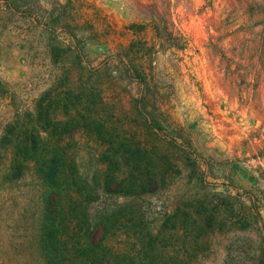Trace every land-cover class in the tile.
Masks as SVG:
<instances>
[{
	"label": "rangeland",
	"instance_id": "374dc122",
	"mask_svg": "<svg viewBox=\"0 0 264 264\" xmlns=\"http://www.w3.org/2000/svg\"><path fill=\"white\" fill-rule=\"evenodd\" d=\"M240 3L0 0V264L45 263L47 185L39 165L55 147L69 152L75 161L70 168L92 182L108 149L141 145L157 151L152 161L156 189L106 195L91 209L93 217L102 209L124 208L129 217L141 218L138 224L161 233L166 264L178 262L176 251L191 246L198 250L191 253L199 252L191 264H231L241 259L245 240L259 241L256 222H227L224 183L232 178L254 186L250 164L255 162L246 160L243 143L258 130L264 139L263 121L225 92L223 68H213L206 47L218 34L209 27L211 19L223 20L227 7ZM246 5L252 7V0ZM163 19L181 37V48L163 43ZM232 21L237 27L243 18ZM142 92L149 95L150 116L165 133L138 109ZM83 104L90 119L76 115ZM60 135L64 139L58 145ZM119 135L131 145L114 142ZM177 210L203 215L199 230L208 237L196 241L199 232L193 226L186 236L177 233L175 223L181 220H167ZM125 229L136 231L132 223ZM112 243L126 253L136 244L123 234Z\"/></svg>",
	"mask_w": 264,
	"mask_h": 264
},
{
	"label": "trees",
	"instance_id": "16d2710c",
	"mask_svg": "<svg viewBox=\"0 0 264 264\" xmlns=\"http://www.w3.org/2000/svg\"><path fill=\"white\" fill-rule=\"evenodd\" d=\"M246 1L228 6V15L223 20L211 19L209 27L218 34L209 37L206 47L213 68H223L225 92L231 99H239L242 104L249 105L262 119L264 127V0H252V7L247 6ZM235 16L243 18V23L237 27L233 26L232 21ZM159 29L163 43L181 48V37L174 35L166 19L161 20ZM142 81L148 82V77ZM148 97L145 92L140 94L138 100L142 106H138V109L147 116L153 128L165 133L167 130L162 123L150 116L146 105ZM85 110L87 106L83 104L77 109L76 115L85 120L90 119L92 113ZM56 122L61 123L59 114ZM55 138L58 145L64 139L62 135ZM119 139V143L131 145L120 135L114 142ZM38 140L41 141V137ZM172 140L174 144H180L176 138ZM243 144L249 153L246 160L255 162L250 164L254 186L247 188L232 178L229 179L230 183H224L227 187V222L242 224L245 219L256 222L259 226V241L245 240L239 253L241 259L231 264H264V139L259 130L253 131ZM128 147L102 152L103 167H98L93 182L70 168L69 163L75 161L66 150L55 147L44 154V160L39 165V172L47 185L44 264H166L160 256L161 233L141 226V218L135 217V220L129 217V212L124 208L102 209L96 217L92 216L91 207L96 202L100 205L106 195H142L157 188L152 162L157 151L150 146ZM99 175L101 180H98ZM232 188L237 190L235 194ZM190 211L181 213L177 210L167 220H181L179 224L175 223L177 226L174 230L177 233L184 231V236L188 234L189 227H195L199 232L196 241H204L208 237L207 232L202 231L206 218L203 215L193 216ZM129 223L136 227L133 233L125 229ZM200 226L202 230H199ZM122 234L134 239L136 244L133 252L126 253L118 244L112 243V239ZM192 251L197 252V247L176 251L179 253L176 256L181 258L174 264H191V260L197 259L199 253Z\"/></svg>",
	"mask_w": 264,
	"mask_h": 264
}]
</instances>
